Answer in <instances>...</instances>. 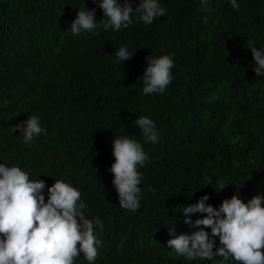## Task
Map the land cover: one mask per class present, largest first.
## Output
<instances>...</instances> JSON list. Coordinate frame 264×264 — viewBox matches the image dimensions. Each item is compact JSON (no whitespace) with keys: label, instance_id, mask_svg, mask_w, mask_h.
<instances>
[{"label":"trees","instance_id":"trees-1","mask_svg":"<svg viewBox=\"0 0 264 264\" xmlns=\"http://www.w3.org/2000/svg\"><path fill=\"white\" fill-rule=\"evenodd\" d=\"M100 2L0 0V164L45 181V202L56 179L68 183L86 218L103 221L94 227L96 260L81 253L74 264H239L178 255L168 227L177 235L199 230L182 210L206 194L216 208L235 194L245 203L264 195V76L249 48L264 49V0H236L238 9L208 0L211 12L201 0H158L163 16L145 24L134 11L119 30L103 27ZM88 9L97 28L74 36L71 22ZM121 46L134 56L118 61ZM163 55H172V82L146 95V57ZM29 116H39L44 131L25 143L13 129ZM138 116L155 122L158 142L144 139ZM117 135L137 140L148 156L137 169L136 211L120 206L113 185ZM220 246L216 237L213 250Z\"/></svg>","mask_w":264,"mask_h":264},{"label":"clouds","instance_id":"clouds-1","mask_svg":"<svg viewBox=\"0 0 264 264\" xmlns=\"http://www.w3.org/2000/svg\"><path fill=\"white\" fill-rule=\"evenodd\" d=\"M234 9L239 8L236 0H230ZM205 11L211 12L208 0H201ZM107 22V30H119L132 23L131 14L140 13L145 24L165 14L166 9L158 0H140L133 8L129 0L124 4L118 0H101ZM103 19L101 22H103ZM206 20V18H205ZM94 10H79L71 22V33L93 32L97 28ZM257 76H264V49L249 47ZM135 51L121 46L115 52L118 61L132 58ZM174 55V54H173ZM148 66L140 79L143 93H163L172 82L174 67L172 55L146 57ZM135 125L144 139L158 142L155 122L148 116H138ZM25 143H30L44 129L39 116H29L22 124L15 125ZM115 162L110 171L114 174L113 185L118 193L119 204L126 210L136 211L140 207L142 189L139 187L143 175L138 166L148 159L141 143L126 136L117 135L113 141ZM211 184V183H209ZM45 181L29 179L20 167L0 164V264H74L81 253L87 261L94 262L98 256L97 245L101 243L94 234V227L103 228L99 218H86L82 209L87 205L80 200L81 193L68 183L57 180L48 188L45 202L43 190ZM225 185H221L222 190ZM219 190V191H220ZM154 191V189L152 190ZM206 194L193 204L184 205L183 222L192 229L191 233L176 234V227H168L173 237L167 241L170 249L189 259L212 260L214 256L230 258L239 264H264V195H255L244 202L240 195L225 199L218 208L206 203ZM206 215L194 222L193 214ZM211 229V234L206 231ZM219 237L220 247L214 249L215 238Z\"/></svg>","mask_w":264,"mask_h":264}]
</instances>
